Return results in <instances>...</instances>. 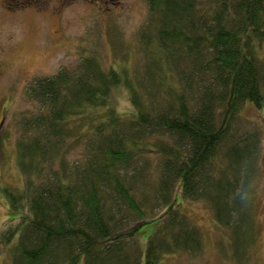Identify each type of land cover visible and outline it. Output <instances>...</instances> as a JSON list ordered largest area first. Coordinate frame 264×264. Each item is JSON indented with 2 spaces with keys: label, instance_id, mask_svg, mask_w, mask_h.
I'll list each match as a JSON object with an SVG mask.
<instances>
[{
  "label": "trees",
  "instance_id": "trees-1",
  "mask_svg": "<svg viewBox=\"0 0 264 264\" xmlns=\"http://www.w3.org/2000/svg\"><path fill=\"white\" fill-rule=\"evenodd\" d=\"M148 2L142 69L90 56L29 86L39 111L19 122L23 189L3 188L10 224L0 241L15 264H160L198 252L202 234L176 207L175 185L207 202L234 257L249 258L263 139L241 129V113L264 104V0ZM120 87L127 115L114 107ZM80 146L66 166L63 148ZM148 152L160 156L151 198L138 166ZM150 227L143 249L137 238Z\"/></svg>",
  "mask_w": 264,
  "mask_h": 264
},
{
  "label": "rangeland",
  "instance_id": "rangeland-1",
  "mask_svg": "<svg viewBox=\"0 0 264 264\" xmlns=\"http://www.w3.org/2000/svg\"><path fill=\"white\" fill-rule=\"evenodd\" d=\"M18 1L23 7L10 6ZM37 1L0 0V237L10 224L9 203L3 188L21 191L24 183L17 162L19 122L39 111L38 104L27 96L29 86L62 70L74 72L90 56L97 57L106 69L126 68L134 73L144 65L140 35L148 24V0H45L44 3L41 0L36 5ZM32 2L33 6H26ZM113 102L124 115L132 110L123 87L114 90ZM241 120V129L255 128L263 139L262 179L257 182L259 238L250 247L249 258L234 257L229 243L222 240L228 239L227 233L217 225L207 202L189 200L181 187L175 185L176 207L199 228L204 248L195 253L166 255L160 264H264V104L261 107L247 104ZM83 151L82 146L63 148V162L66 166L73 164ZM159 157L148 152L138 164L144 170L145 189L150 198L158 181ZM129 175H133L131 170ZM149 201L155 215L165 213V207ZM151 230L147 228L137 238L139 247L144 249ZM11 248L0 241V264H15Z\"/></svg>",
  "mask_w": 264,
  "mask_h": 264
},
{
  "label": "flooded vegetation",
  "instance_id": "flooded-vegetation-1",
  "mask_svg": "<svg viewBox=\"0 0 264 264\" xmlns=\"http://www.w3.org/2000/svg\"><path fill=\"white\" fill-rule=\"evenodd\" d=\"M40 1L41 0H39V1H37V3H36V5H38L39 3H40ZM45 2V0H42V3H44ZM10 4V3H9ZM35 3H29L28 5H26L27 7L28 6H33ZM10 6L12 7V8H14V7H23V5H21V3H20V1H18V2H15V3H11L10 4Z\"/></svg>",
  "mask_w": 264,
  "mask_h": 264
}]
</instances>
